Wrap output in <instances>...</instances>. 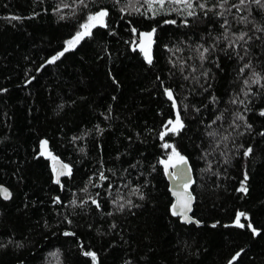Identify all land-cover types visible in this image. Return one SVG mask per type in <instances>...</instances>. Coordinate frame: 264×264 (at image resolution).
<instances>
[{"label": "trees", "instance_id": "1", "mask_svg": "<svg viewBox=\"0 0 264 264\" xmlns=\"http://www.w3.org/2000/svg\"><path fill=\"white\" fill-rule=\"evenodd\" d=\"M191 3L0 0V264H264V8ZM101 10L107 26L48 63ZM165 143L192 167L199 226L170 212Z\"/></svg>", "mask_w": 264, "mask_h": 264}, {"label": "snow or ice", "instance_id": "2", "mask_svg": "<svg viewBox=\"0 0 264 264\" xmlns=\"http://www.w3.org/2000/svg\"><path fill=\"white\" fill-rule=\"evenodd\" d=\"M81 2H83V0H81ZM145 2L147 3L148 7L151 9L152 8V5L153 3H157L159 4L160 8L162 9L164 4H165V0H145ZM228 0H222V3L220 4V7H223V5L225 3H227ZM169 3H177V4H183L187 9H191L192 8V3H191V0H169ZM246 3L248 4H255V5H258L260 6L261 8H264V0H239V5H245ZM239 5H233V7H237L239 8ZM201 8L204 7L203 4L200 5ZM223 13H221L222 15ZM108 13L106 10H101V11H98L97 13H95L94 15H89L87 17V22L82 24L81 25V28H82V31H78L76 33V35L68 40L66 42V44L68 45V47H66L64 49V51L62 52H59L57 55H54L53 57H51V59L48 61V63H54L56 60H58L61 56L64 55L65 52L69 51L70 48L74 47L76 44H78L80 42L81 39H83L85 36H89L91 35V30L93 28H95L97 25L99 26H103V27H106V23H105V17H107ZM188 15H193V12L189 11L188 12ZM12 19H16V17H12ZM243 19H246V18H242V22H243ZM172 23H174V21H172ZM258 31H264V28H259L257 29ZM136 29L135 28H132V32L133 33H136ZM155 30H153L154 32ZM153 32H141L139 34V48H140V51L144 54V59L149 63L151 64L152 63V57H151V44H152V35H153ZM245 35L246 33H242L241 35H239L238 37H236L237 40H240V41H243L244 38H245ZM227 38V37H225ZM235 42H233L232 45L230 46H233ZM208 49L205 48L204 49V52H207ZM201 59H203V53L201 54ZM240 59H243V57H240ZM251 65L250 64H245L244 67L241 69V72L244 71L245 68H250ZM251 82L253 84H259L260 81H261V76L259 73L253 71L252 74H251ZM245 83L247 84L248 81H245ZM165 93L168 97L169 100H172L173 101V104L172 106L173 107H176V102L174 100V97H173V93L171 90L169 89H165ZM235 102V101H233ZM241 103H243V101H241ZM260 115L264 116V111H262L260 113ZM217 119H219V117H217ZM237 119H244L243 116H237ZM171 126V127H168V126ZM184 127V124L181 120V117H180V114H179V111H177L176 113V117H175V120H168L167 122V125H165V128H166V131L165 132H162L160 134V139L163 140L164 139V136L167 135L169 132L173 133V134H178L180 132V130H182ZM250 127V126H249ZM225 139H227V137H225ZM163 147L165 149H168V148H171L172 149V153L171 155H169L168 157V160L167 161H160V163H162L164 165V168H165V171L168 170L169 166H175L174 163H173V158L176 157L178 158L179 162L182 163V164H187V160L181 156L175 149V147L171 144H167L165 143L163 145ZM41 154H45V152L47 151V141H41ZM252 149L251 148H248L245 152H244V155L247 156L249 153H251ZM49 156H51V153H48ZM54 161H55V157H51ZM53 171L56 172V183L59 184L60 183V176L62 175H71V169L68 165L64 164V165H61L59 171H57V169L55 168V166L53 167ZM106 177L103 175V173L100 174V180H105ZM247 179V176H245V180ZM191 183L190 180L186 181L183 185L185 191L183 193H176L174 192L173 195L177 196V203L176 204H173L172 205V214L173 215H181L184 219L185 222H192L191 219L188 217L187 215V212L191 210V203H192V200H193V197L191 195L190 192L187 191L188 187H189V184ZM240 191H244L246 192L247 189L246 187H244V184L242 183L241 184V188L239 189ZM138 191V190H136ZM0 194L3 195V198L4 199H9L10 196H11V193L6 189V188H3V187H0ZM141 198H143L141 196ZM56 202H59V198H56ZM73 203H75L73 201ZM92 203L96 204L97 207H99V204L93 200ZM129 203H131L129 201ZM123 207V205H121V208ZM244 213H239L236 217V223L238 226L240 227H243L244 225L240 224V217L243 216ZM249 227H251V225H249ZM253 232H255L256 230L255 229H252ZM64 235H72V233H64ZM86 256H91L92 260H93V264H95L96 262V255L95 253H92V252H85L84 253ZM239 255V253H237V256ZM235 259V257L233 258Z\"/></svg>", "mask_w": 264, "mask_h": 264}, {"label": "water", "instance_id": "3", "mask_svg": "<svg viewBox=\"0 0 264 264\" xmlns=\"http://www.w3.org/2000/svg\"><path fill=\"white\" fill-rule=\"evenodd\" d=\"M105 19H106V17H105ZM95 28H103V26L97 25ZM95 28H93V29H95ZM51 157L52 156H49L48 154H45V158L47 160H49L50 169H51V171H52V173L54 175V180L56 181V172L53 171V167L55 166L57 171H59L61 165H64V163L60 159H58L56 157H55L56 159L54 161ZM185 159L187 160V158H185ZM173 163H174L175 166L173 167V166L170 165L167 171H165L164 165L162 164L163 173H164L166 182L168 183V190H169L171 198L173 199L172 205L176 204L177 203V199H178L177 196L173 195V193L174 192L183 193L185 191V189L183 187L184 183L186 181L190 180L191 183L189 184V187H188L187 191L191 193V195L193 197V200H192V203H191V210L187 212V215L191 219L192 222H185L181 215H173L172 214V205L170 207V212H171L172 216L175 217V218H178L180 220L181 224H183V225L199 226L200 224L192 217L194 203H195V198H194V196L192 194V190H191L192 186L194 184V181H195L192 167H191V165H190L188 160H187V164L186 165L180 163L178 158L173 159ZM66 176H68V175L60 176V182ZM0 187L6 188L10 192V190L7 187H5L3 185H0ZM11 196H10L9 199L6 200V199L3 198V195L0 194L1 200L5 201V202L9 201L11 199ZM89 257L91 258V256H89ZM95 264H97V261L95 262Z\"/></svg>", "mask_w": 264, "mask_h": 264}]
</instances>
